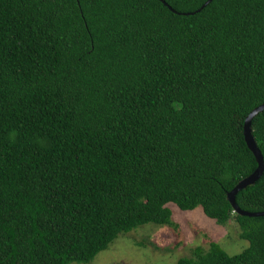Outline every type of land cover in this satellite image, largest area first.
I'll return each instance as SVG.
<instances>
[{
    "label": "trees",
    "instance_id": "trees-1",
    "mask_svg": "<svg viewBox=\"0 0 264 264\" xmlns=\"http://www.w3.org/2000/svg\"><path fill=\"white\" fill-rule=\"evenodd\" d=\"M163 1L0 0V264L88 263L169 204L247 243L175 264H264L226 197L257 167L264 0ZM251 134L264 164V110ZM235 203L264 212V168Z\"/></svg>",
    "mask_w": 264,
    "mask_h": 264
},
{
    "label": "rangeland",
    "instance_id": "rangeland-1",
    "mask_svg": "<svg viewBox=\"0 0 264 264\" xmlns=\"http://www.w3.org/2000/svg\"><path fill=\"white\" fill-rule=\"evenodd\" d=\"M167 206L176 227L141 225L118 235L90 262L71 264H175L181 257H191L196 247L207 249L210 241L218 243L229 255L247 246L238 238L233 224H217L200 207L181 211L172 204Z\"/></svg>",
    "mask_w": 264,
    "mask_h": 264
},
{
    "label": "water",
    "instance_id": "water-1",
    "mask_svg": "<svg viewBox=\"0 0 264 264\" xmlns=\"http://www.w3.org/2000/svg\"><path fill=\"white\" fill-rule=\"evenodd\" d=\"M162 3H164L169 10H171L172 12H175V10H173L170 6H168L163 0H160ZM211 0H207L205 1V3L200 7H204L205 5H207ZM200 9H198L197 11H199ZM182 15H188L191 13H180ZM262 110H264V104H261L259 106H257L256 108H254L249 115L245 118L244 123H243V137H244V141L246 142V145L248 147V149L252 152L256 162H257V167L255 168V170L246 178L242 179L241 181H239L237 183V185L227 193L226 197L227 200L229 201V203L231 204V206L233 207L234 211L240 215H244V216H252V217H259V216H264V212H259V213H249V212H244L241 211L236 203H235V195L236 193L241 190L242 188L248 186V185H252L254 184V182L261 176V173L263 171L264 168V164H263V159H262V155L261 152L259 151V149L257 148L254 138L251 134V120L252 118L257 115L259 112H261Z\"/></svg>",
    "mask_w": 264,
    "mask_h": 264
}]
</instances>
